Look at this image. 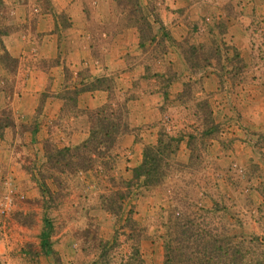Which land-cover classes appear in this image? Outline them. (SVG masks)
I'll use <instances>...</instances> for the list:
<instances>
[{
	"label": "rangeland",
	"instance_id": "1",
	"mask_svg": "<svg viewBox=\"0 0 264 264\" xmlns=\"http://www.w3.org/2000/svg\"><path fill=\"white\" fill-rule=\"evenodd\" d=\"M208 1L196 0L198 20L179 10L177 27L159 17L165 0H115L112 26L90 29V53L99 60L107 42L108 58H121L96 75L65 65L69 53L59 51L17 78L16 61L0 53L10 93L30 71L66 66L40 82L26 113L0 98V264H165L168 236L175 264L181 255L205 264L193 258L200 252L211 264H264V0ZM6 8L3 0L1 23ZM57 17L70 26L67 14ZM125 27L136 42L129 36L123 48ZM95 92L104 104L82 105ZM52 97L60 108L47 111ZM107 105L127 130L97 154L82 145L91 114ZM164 131L180 139L178 150L162 182L144 187L133 170Z\"/></svg>",
	"mask_w": 264,
	"mask_h": 264
},
{
	"label": "crops",
	"instance_id": "2",
	"mask_svg": "<svg viewBox=\"0 0 264 264\" xmlns=\"http://www.w3.org/2000/svg\"><path fill=\"white\" fill-rule=\"evenodd\" d=\"M91 1L95 4V7L92 5V7L86 8V10L88 9L86 11L83 10L81 4L78 5L79 0H51V10L45 11L39 8L33 0H4V4L7 6L6 14L8 18H4L6 24L1 23V14L0 25H8L7 28L10 30H6L7 33L0 37V53H6L16 61L17 78L22 76L25 71L27 72L29 67L34 66L35 63L39 64L41 61L53 62L58 58L59 51H67L69 53L65 59V65H73L75 68L81 65L88 66L89 72L93 75L103 73L104 69L110 67L113 61L121 58V56L108 58L109 54L106 50L109 44L107 42L101 48L105 52L99 60L95 59L90 53L92 48L97 47V44L93 43L91 27L96 23H106L112 26L117 16L115 0H89L90 4L92 3ZM210 2L209 0L206 6ZM166 6L168 8H165ZM207 8L209 10L211 5ZM182 9H186L182 14L184 15L183 17L187 16L198 20L202 14L196 0H165V6L159 14L162 23L167 25L176 22L174 26L178 27L177 23L181 21L178 11ZM62 13L67 14L70 20V26L66 29H62L58 23L57 15ZM206 15L208 16L207 13L204 14V16ZM217 17L218 15H213L212 19H217ZM131 28L125 27V31L116 39V42L123 48L129 44V36L134 38V43L136 42L133 35L135 30ZM178 32V28L175 29V34ZM180 34L181 31L179 36ZM33 57L34 62L31 60ZM60 60H58L59 65H56L54 69L48 70L46 67L45 72H41L40 69L36 72L30 71L28 79L19 84L16 89L14 88L12 93L6 92V79L10 76L11 71L0 63V83H2L0 85V98L7 95L10 102L8 106L12 108L13 113L30 111L36 102L35 97L41 90L40 82L44 81V83H47V80L52 77L57 79L63 68L66 67L63 61ZM10 94L14 95L13 98ZM79 98L82 105L86 103V106L90 109L104 104V97L100 92L87 94ZM55 107L59 109L60 104L58 100L52 97L48 100L47 111H52Z\"/></svg>",
	"mask_w": 264,
	"mask_h": 264
},
{
	"label": "trees",
	"instance_id": "3",
	"mask_svg": "<svg viewBox=\"0 0 264 264\" xmlns=\"http://www.w3.org/2000/svg\"><path fill=\"white\" fill-rule=\"evenodd\" d=\"M2 5L3 0H0V15L2 14ZM6 33L7 31L0 25V37ZM91 115L95 118L93 119L95 128L91 129L90 139L84 142L82 146L85 147L89 144L90 152H96L97 154L99 148H103L107 152L111 151L119 137L121 138L125 134L127 125L120 120V115H116L114 109L108 105L97 109ZM157 137L155 145L145 147L142 163L133 170V181L139 182L142 179L144 187H155L162 182L170 166L171 156L175 154L179 147L180 139L165 131L158 133ZM78 149L79 147H77ZM99 154H101V151H99ZM167 239L164 247L165 264H175L176 255L171 247V239L169 236ZM193 258L197 263L205 262V264H211L214 259V257H208L204 252L194 255ZM178 262L186 264V257L181 255Z\"/></svg>",
	"mask_w": 264,
	"mask_h": 264
}]
</instances>
